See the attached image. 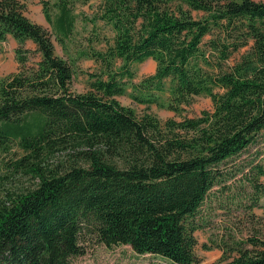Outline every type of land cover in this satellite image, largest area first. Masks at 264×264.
<instances>
[{"label": "trees", "instance_id": "1", "mask_svg": "<svg viewBox=\"0 0 264 264\" xmlns=\"http://www.w3.org/2000/svg\"><path fill=\"white\" fill-rule=\"evenodd\" d=\"M78 1L89 0L42 1L49 31L21 0H0V44L14 38L18 63L0 78V264H70L88 235L176 264H264L256 235L218 243L223 255L212 263L194 252L214 188L230 211L235 174L225 163L264 141V0H98L82 18L94 28L101 20L112 35L104 49L81 51L101 69L77 93L73 63L56 54L52 35L61 45L69 39ZM33 51L39 59L29 63ZM146 58L154 72L132 82L131 64ZM128 84L138 103H157L168 90L176 112L201 94L212 110L162 125L119 102ZM250 162L236 169L253 206L264 169Z\"/></svg>", "mask_w": 264, "mask_h": 264}, {"label": "rangeland", "instance_id": "2", "mask_svg": "<svg viewBox=\"0 0 264 264\" xmlns=\"http://www.w3.org/2000/svg\"><path fill=\"white\" fill-rule=\"evenodd\" d=\"M42 1L45 0H21L25 5L24 14L31 21L51 31V24L47 22L42 11ZM96 1L98 0H89L86 3L78 1L75 3L74 11L77 17L73 32L63 45L55 40L52 35L56 54L73 63L74 73L72 75L71 89L77 93L88 90L90 88L89 74L96 73L101 69L98 61L82 55L81 51L87 50L90 46L94 49H104L105 40L103 36L110 38L112 35L109 26L104 25L101 20L96 21L97 28H94L91 22L82 18V15H92L97 10ZM56 12L55 8H53L51 12L52 18H54ZM95 34L98 35V40ZM26 46L34 49L35 45L28 40ZM15 47L16 41L11 35H7V38L0 44V78L16 71L18 68L14 54ZM244 49L242 48L240 51L235 52L227 60V63L233 64L236 62ZM38 59L39 53L33 51L29 55L28 62L34 63ZM131 69L134 72L131 81L137 83L143 77L154 72L155 61L152 58H146L142 62L131 64ZM131 90L130 84L126 85L125 92L117 97L119 102L122 105L131 107L139 116L145 113L152 114L162 125L169 118L181 120L185 117H198L203 111L212 110L211 99L204 94L195 96L189 104H182L180 111L176 112L167 106L169 101L168 90L158 93L159 100L157 103L148 105L134 101L130 96ZM11 157L12 155L8 152L1 155L4 161H9ZM248 161H251L250 164L252 165L260 164L264 169V141L259 140L230 160V162L225 163L228 166L227 168L231 169L230 171H234L235 174L233 178L227 180L231 187L226 190V193L231 197V200L233 199V202L229 201L230 211L228 212L218 206L219 202L214 199L218 194L213 192L216 191V187L211 192V206L207 205L201 215L198 216L203 224L194 232L197 240L194 252L204 263L221 260L223 250L217 246L218 243L222 244L225 242L226 244V242L234 243L235 241L245 243L247 242L246 239L254 235L264 239V173L258 175L261 189L259 190L257 203L251 206L247 193H250L252 188L248 182L239 181L242 179L243 173L240 170L237 172L236 169ZM249 165L244 167L243 172L250 169ZM0 172H4L3 164L2 168L0 167ZM22 181L26 180L23 178ZM244 190L247 197H238L239 193ZM85 239L83 243L84 252L73 257L70 264H176L157 254L137 253L128 244L106 245L90 235L85 237ZM245 246L252 247L251 244H245Z\"/></svg>", "mask_w": 264, "mask_h": 264}]
</instances>
